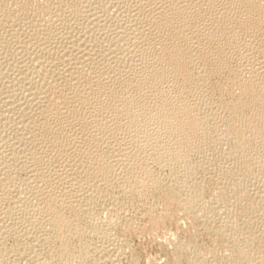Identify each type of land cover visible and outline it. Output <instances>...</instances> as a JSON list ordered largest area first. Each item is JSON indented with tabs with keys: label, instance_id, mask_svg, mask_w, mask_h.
<instances>
[{
	"label": "bare ground",
	"instance_id": "bare-ground-1",
	"mask_svg": "<svg viewBox=\"0 0 264 264\" xmlns=\"http://www.w3.org/2000/svg\"><path fill=\"white\" fill-rule=\"evenodd\" d=\"M257 173L264 0H0V264L27 233L59 264H119L122 209L158 225V191L218 237L179 259L264 264Z\"/></svg>",
	"mask_w": 264,
	"mask_h": 264
},
{
	"label": "rangeland",
	"instance_id": "rangeland-1",
	"mask_svg": "<svg viewBox=\"0 0 264 264\" xmlns=\"http://www.w3.org/2000/svg\"><path fill=\"white\" fill-rule=\"evenodd\" d=\"M224 149H225V147H224ZM224 158H226V157H223L222 159H224ZM222 159H221V161H222ZM226 159L227 160L224 159L222 161L223 167L226 166V164L230 165V162H232L228 158H226ZM227 161H230V162L228 163ZM221 163H220V165L222 166ZM158 169H160L162 174L163 173L165 174L163 169H161V168H158ZM217 174H218L217 172L214 173V175L216 177L213 175V177L215 179L217 178ZM258 176H259L258 178H260V180L262 178H264L263 175L258 174ZM199 177L204 178L203 174H200L197 176L196 180L199 181L200 180ZM202 178L200 180L202 183V187L205 190L204 192L206 193V197L207 196L209 197L210 195H209L208 191H209L210 187L208 188V186L211 185L212 179H213V181L215 179L212 178L211 181L206 180V182H204L205 180ZM202 180H203V182H202ZM260 180L258 179V182L261 183ZM262 180L264 181V179H262ZM262 183H264V182H262ZM206 184H207V186L204 187V185H206ZM160 192L161 191H158V193L151 194L152 197L150 196V202L149 203L153 204L151 206L152 207L154 206L156 208L155 210L158 212V215L164 214V213L167 214L166 212H168L170 214V216L169 217L165 216L166 218H164L162 221L158 222L159 223L158 225H157V223L154 222V220H151L148 216H146V213L144 212V210L141 209V207L139 208L137 204L135 207V206H133V204H131L132 202H129L128 204L125 205L126 208L124 206V209H122L123 211H121V212L123 213V215L120 213L121 214L120 218H121L123 223L121 222L122 225H119V227L115 228L113 231L114 236H116V238H117L118 245L121 246L119 249V252H120V254H122L121 256H123V257H121L122 259H121V261H119L121 263H119V264H172V263L173 264H190L189 260H188L189 258L187 256L186 257L188 259L186 257H180V259L177 257L175 251H177L178 245L179 246H186V245L191 244L192 242L195 243L197 241L198 247H199V245H201V248H209V246L213 247L215 244H217L219 242V241L218 242L216 241L218 239V237H216L215 235L214 236L208 235L205 232H203V227H202L201 223L197 222L199 220L192 221L189 218V216H186L184 214L183 210L179 209L178 205H175L173 203H170L169 201L164 200L162 198V194ZM159 197H161V198H159ZM152 199H153V201H152ZM130 204H131V206H129ZM127 205H128V208H127ZM98 209H99L98 211L101 212V215H103V217L101 216L102 219L104 218V220H105L106 217H107L106 219H108V212L106 210H103L101 207H98ZM155 210H154V213H157ZM171 210L174 212H172ZM211 221H213V220H211ZM218 221L219 222L221 221L220 218H218ZM218 221L216 220L217 223H219ZM125 222H129L128 226H123V224H125ZM180 222H181V225H180ZM216 222H211V224L212 225H213V223L216 224ZM130 225H131V227L128 228ZM27 234L25 236H28V237L24 236L19 240L17 238H13V236H10L11 238L9 237V238H7V240H5V242H6L5 246L8 248H12L15 245L16 246L21 245L22 248L27 250V251L26 250L24 251L25 253L23 252L22 254L19 255V254H16L12 250L9 249L8 253L5 256L6 258H4V259H6L5 260L7 262L6 264H47V263L51 264L50 262L52 260H53L52 264H59L58 259L55 260L57 258V255H55L56 258L54 256L55 252H52L53 256H50V255H52L50 252L52 250L48 249V251H47V249H43L42 246L41 247H40V245L38 246V244L36 243L37 241H36L35 235L33 233H27ZM31 235H33L34 237L33 236L30 237ZM215 237H216V239H215ZM191 239L192 240L194 239V240L192 241ZM214 241L216 242L215 244H214ZM180 242H182V244H184V242L185 243L188 242V243L182 245V244H179ZM176 243H178V244H176ZM175 244L177 246H175ZM32 246L35 247V250H34V247H32ZM121 249L123 250V252L121 251ZM36 250L37 251L39 250V251L36 253ZM53 251H55V250L53 249ZM29 253L30 254L34 253V254H31L32 255L31 256ZM221 253L223 254L224 252L222 251ZM221 253L219 252V256H218L219 258L221 257ZM227 253H228L227 256H229L230 252L228 251ZM227 253H224V254H227ZM39 255H40V258H39ZM227 256L225 257L226 259H224L223 262H220L218 257L214 258V257L210 256L211 258H209L207 260L208 261L207 264H220V263L221 264H225V263L229 264L228 260H227ZM36 257L38 259H36ZM52 257H54V259ZM176 259L177 260L179 259L178 263L175 262ZM55 261H57V262H55ZM70 263L71 264H74V263L83 264L82 261L79 262V260H77V259L76 260L73 259L71 261H68L67 264H70ZM84 264H86V263H84ZM230 264H232V263L230 262Z\"/></svg>",
	"mask_w": 264,
	"mask_h": 264
}]
</instances>
